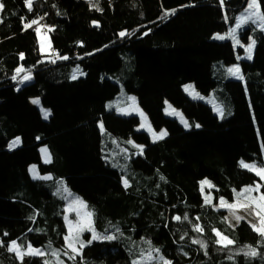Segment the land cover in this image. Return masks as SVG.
<instances>
[{
	"label": "trees",
	"instance_id": "1",
	"mask_svg": "<svg viewBox=\"0 0 264 264\" xmlns=\"http://www.w3.org/2000/svg\"><path fill=\"white\" fill-rule=\"evenodd\" d=\"M247 2L33 0L29 9L26 0H0V264H23L8 250L12 242L21 252L43 251L25 264H132L125 236L149 241L170 264H264V235L244 221L232 227L216 209L220 198L232 200L256 183L264 194V180L240 165L264 168V30L249 23L237 31L244 43L255 41L251 60L229 40L213 39L233 28ZM257 3L264 15V0ZM33 21L45 28L48 55L39 51ZM232 65L241 80L222 77ZM75 67L83 75L71 79ZM25 75L32 80L17 88ZM186 83L202 94L214 90L228 116L219 119L207 103L187 97ZM120 85L165 138L152 142L136 131L138 117L105 110ZM31 98L49 109L48 119ZM165 101L193 126L165 117ZM100 120L117 141L105 150H129L125 168L111 166L100 150ZM17 138L19 146L9 148ZM130 141L142 152L134 154ZM30 165L51 177L33 180ZM203 179L213 185L210 204L200 192ZM61 181L92 212L100 237L115 239H97L78 254L65 245L70 200L57 195ZM217 232L233 243H217ZM251 249L257 255H247Z\"/></svg>",
	"mask_w": 264,
	"mask_h": 264
},
{
	"label": "rangeland",
	"instance_id": "2",
	"mask_svg": "<svg viewBox=\"0 0 264 264\" xmlns=\"http://www.w3.org/2000/svg\"><path fill=\"white\" fill-rule=\"evenodd\" d=\"M219 1L222 2L224 0H219ZM250 3H251V0H248L246 7L238 14V16L236 18V22H235V24L231 30H229L227 33L226 32L225 33H217V34L213 35L214 40H218V41L229 40L231 42V44L233 45V48L235 51H237L238 47L243 48L244 53L241 56V59H243V60H251V58H252L254 47L252 49L250 59L248 58L249 54L246 51V48L250 44H252L253 39H249V41L247 43H244L240 39L239 34L237 33L238 29L243 27L246 24H249V23H252L261 29L264 28V23L260 19L259 15H250V14L255 13L257 11L256 8H249ZM259 13H260V10H259ZM260 15H261V13H260ZM242 19L244 21L243 23L241 22ZM238 24L240 25L239 27H237ZM34 27L37 28L36 29V36H37L38 44H39V51L42 54L48 55L50 53V44H49V42H47L46 35L44 33L45 28H43L42 24H38V23H36L34 25ZM233 29H235V36L234 37L232 35ZM37 30H39V32ZM217 37H224V38L219 39ZM237 41L239 43H237ZM254 46H255V44H254ZM235 67H238V65H232L229 67H225V73L223 74L222 77H224V79H240L241 80V78H238V76L241 77V72L234 75L228 71L229 68H235ZM73 75H75L76 78L83 75V72L81 71L80 67L74 68V70L71 73V79H73ZM31 80H32V76H31L30 80H23V78H22L20 80L17 88H20L24 84L29 83ZM21 81H23V82H21ZM189 85L192 86V88L194 89L195 93L198 94V96L194 97L193 95L189 94L188 91L185 90L186 87ZM182 90H183L184 94L187 97H189L190 99L198 100V101H202V102L207 103L212 108L213 112L218 116L219 119H223V118H226L228 116V113H226L224 111V107H223L222 103L217 99L214 90L211 91L209 94H202L195 89L193 83L184 84L182 86ZM37 99L38 98L29 99V105L32 108L38 109L41 117L43 119H45L43 112L44 111L50 112V111H49V109L43 107L40 104V101H39V104H34L32 102L33 100H37ZM169 105H171L169 102H167V101L164 102V106H163L162 111H163V115L165 117L175 119L178 122V124L181 127H183L184 129H189L193 126L192 123L183 115L181 110L175 108L173 105H171V108L175 109L176 112L180 113L183 116L184 120H186L188 122L189 126L186 128L184 126V124L181 122L179 116L169 115L166 111V109H168ZM104 108L106 111H113L119 116L126 117V116L134 115V116L138 117L139 123L136 127V131L145 132L152 142L161 140V139H155L154 140L153 133L159 134L161 131H165V130L164 129L155 130L152 127L148 116L137 104L135 96L133 94L127 93L124 90L122 85H120V90L117 93V95L113 99L105 102ZM221 112L223 113V115H221ZM140 113H143V116L147 118V124L150 125L151 129H152L151 132L148 130L147 126H144V127L141 126L144 123V120H143V117L141 116ZM99 128H100L101 133H103L104 129H103V126L101 123H99ZM163 138H165V136ZM15 140H12L9 143V148H16L17 146H19V145H17L15 147H10V145ZM130 144L136 148L137 153L142 152L143 146L136 145L131 141H130ZM43 149L47 150L48 157L51 158L48 149L46 147H41L40 148V155H41L42 162L43 163H49L50 160L46 158L45 153L42 151ZM104 151L106 152L105 159L111 164V166L118 168V169H122V168L126 167L127 161L129 160V155H130L129 150L122 148L119 145L115 144L114 148H109L108 150H104ZM241 161H243L244 163H247V164L256 165L258 168H263V167H259L254 161H245V160H241ZM241 161H240V165H241ZM33 168L35 169V174L32 171ZM244 169L248 170L247 168H244ZM248 171H250V170H248ZM250 172L257 175L255 171H250ZM29 174L33 179H44V180H46V179H49L51 177V175L39 174L36 165H30L29 166ZM258 177L260 178V176H258ZM125 180H126V178L122 177V181L125 182ZM205 180H207V179H203L202 181H200L199 188H200V192L202 194V197L204 199V202H205V198L209 197L210 201L207 203L210 204L214 200V194L212 193L213 185L209 181L210 184L212 185V187H208L207 185H204L203 189H202V182ZM256 185H259V184L256 183L255 185H250V186L245 187V188L255 187ZM245 188L234 191L232 200H226V199L220 198L219 201L217 202L219 204V207H217L216 209L221 208L224 211H226V220L232 227L239 224L240 221H244V222L248 223L249 225H251L252 227L256 226V228H259L261 226L260 225V216H264V212H261L260 209L257 208L252 203V201L250 199H246V197H248V196L258 197L259 195H261L260 189L258 192L254 191L250 194L244 193V195L241 196L240 193H242ZM57 195L59 197L65 199V200H68V201L70 200L68 203V206L66 207L65 216H64V223H65V227H66V231H67L65 237L69 236L70 226H71L72 235L74 237L78 236V241H74V246L78 249V252H75V253L78 254L80 242H82L83 245L86 246V245L90 244L91 242L97 240V239L92 238L93 232L89 230L88 225H87L86 213L91 212V211L87 208V206L82 207L81 204L78 203V202H83V201H81L80 198L74 192H72L68 187H66L64 185L63 181H61V183H60ZM221 200L226 201L228 204H236L237 202H239L240 204H248L249 207H247V208L237 207L234 210H229V208H227L226 206H221V203H220ZM83 204L85 205L84 202H83ZM257 213H259V215H257ZM236 216H240V217H242V219L237 220L235 218ZM65 217H67V219H65ZM78 226H83V230H79ZM91 228L94 229L95 233L100 236V232L94 226L93 216H91ZM254 230H255V228H254ZM255 231H257V230H255ZM258 233H260V232H258ZM65 237H64L65 245L68 247V243H67ZM123 241H124L125 246L127 247V251L130 254V261L132 264H134V262H135V264H165V262H167V264H170L169 260L163 256V254L160 252L159 248L147 240H142V239L135 240V239H130L129 236H125ZM13 243H15V242H12L8 245L9 251H10V248H12ZM15 245H16V243H15ZM29 247L24 252H21V250L16 245L17 251H10V252H12L23 264L43 255V251L41 249H38L40 251V253H42V255H24L23 259H21V257L17 253L18 252L26 253V252H28ZM31 248H33V247H31ZM33 249H37V248H33Z\"/></svg>",
	"mask_w": 264,
	"mask_h": 264
},
{
	"label": "snow or ice",
	"instance_id": "3",
	"mask_svg": "<svg viewBox=\"0 0 264 264\" xmlns=\"http://www.w3.org/2000/svg\"><path fill=\"white\" fill-rule=\"evenodd\" d=\"M32 2L33 0H26V4L27 6L29 7V9H31V5H32ZM3 7L4 5L2 3H0V11L3 10ZM249 8H256L257 11L255 13H252L250 15H259L260 16V19L262 21H264V15H260L259 13V4L257 3V0H251V3L249 4ZM242 23L244 22L243 19L241 21ZM33 24L37 23V21H33L32 22ZM32 25L31 24H27L25 25V27H31ZM240 25L238 24L237 27H239ZM264 30V29H262ZM39 32V30H37ZM125 35V33H121V36ZM232 35L233 37L235 36V29L232 30ZM219 39H223L224 37H217ZM237 43H239L237 41ZM254 44H255V41L252 42V44H250L247 48H246V51L248 52V58L250 59L251 58V52H252V49L254 47ZM21 58H23V56H21ZM63 59H67V57H63ZM22 71V69H17V74H19L20 72ZM228 71L234 75L238 74L240 72V69L238 67H235V68H229ZM238 78H241L242 77H239ZM13 79H16V77L14 76ZM31 79V76L30 75H25L23 77V80H30ZM73 79H76V76L73 75ZM23 82V81H21ZM186 91L189 92V94L193 95L194 97L198 96L197 93H195L194 89L192 88L191 85L187 86ZM34 104H39V100H33L32 101ZM43 111V110H42ZM167 113L169 115H176V116H179L180 117V120L181 122L184 124V126L187 128L189 125H188V122L186 120H184L183 116L176 112L175 109H172L171 108V105L168 106V109H166ZM44 114V118L47 119L48 116L50 115V112L48 111H44L43 112ZM141 116L143 117V120H144V123L141 125L142 127L144 126H147L148 127V130L151 132L152 129H151V126L147 124V118L143 116V113H140ZM221 115H223V113L221 112ZM197 127H199V125H196ZM167 135V132L166 131H161L159 134H156V133H153V138L154 140L155 139H162L164 136ZM20 143V140L19 138H17L15 141H13V143L10 145V147H15L17 145H19ZM44 153H45V156L47 159L50 160V158L48 157V154H47V150L46 149H43L42 150ZM241 166L244 167V168H247L248 170L250 171H255L256 174L258 176H260V178L262 180H264V168H258L256 165H251V164H247V163H244L243 161H241ZM33 173L35 174V169L33 168L32 169ZM125 186H128L127 184V181L125 180ZM204 185H207L208 187H212V185L210 184L209 181L205 180L202 182V189H203V186ZM260 189V185H256L255 187H249V188H245L243 190L242 193H240L241 196L244 195V193H252V192H258ZM246 199H250L252 201V203L260 209L261 212H264V194H261L259 195L258 197H252V196H248L246 197ZM210 201V198L209 197H206L205 198V202H209ZM81 204L82 207H86V205L83 204V202H78ZM221 206H226L227 208H229V210H234L236 209L237 207H244V208H247L249 207L248 204H240L239 202H237L236 204H228L226 201H223L221 200ZM234 214V213H233ZM257 215H259V213H257ZM91 216H92V213L91 212H88L86 213V218H87V225H88V228L90 231L93 232V239H115L114 236H107V237H100L98 234L95 233V230L91 228ZM237 220H240L242 219V217L240 216H236L235 217ZM65 219H67V217H65ZM177 220L180 219L179 216L176 217ZM184 219H187V217L185 216ZM260 227L259 228H256V226H253L255 228V230H257L258 232H260L261 235H264V216H260ZM79 230H83V226H78ZM196 231H202L201 228L197 227L196 228ZM217 236L219 237V239L217 240V243H221L223 244L224 246H227V245H230L233 243L232 240H229L228 237L226 236H223L221 233L217 232ZM67 243H68V247L72 250V252H78V249L74 246V241H78V236L74 237L72 235V228L70 226V234L69 236L65 237ZM84 245L82 242H80V248H83ZM10 251H17V248H16V245L15 243H13L12 245V248H10ZM21 259H23V256L24 255H42V253H40V251L38 249H33L31 247H29V250L28 252L26 253H20L18 252L17 253ZM247 255H252V256H255L257 255L256 251L254 249H251L248 253H246ZM45 264H48L47 261H45ZM135 264V262H134ZM165 264H167V262H165Z\"/></svg>",
	"mask_w": 264,
	"mask_h": 264
},
{
	"label": "bare ground",
	"instance_id": "4",
	"mask_svg": "<svg viewBox=\"0 0 264 264\" xmlns=\"http://www.w3.org/2000/svg\"><path fill=\"white\" fill-rule=\"evenodd\" d=\"M99 123L102 124V121H98L97 122V126H98V129L100 130L99 128ZM103 126V125H102ZM100 134L103 136L101 139V145H100V150L101 151H104L105 148H106V145H107V142H113V143H117L116 139L113 137V138H107V134L105 133V131L103 133H101L100 131ZM134 154H137V152H134ZM30 175V174H29ZM32 178V177H31ZM33 179V178H32ZM35 180V179H33Z\"/></svg>",
	"mask_w": 264,
	"mask_h": 264
}]
</instances>
